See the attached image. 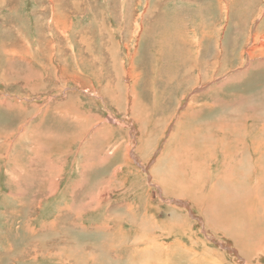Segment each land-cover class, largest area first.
I'll return each instance as SVG.
<instances>
[{
    "label": "rangeland",
    "instance_id": "obj_1",
    "mask_svg": "<svg viewBox=\"0 0 264 264\" xmlns=\"http://www.w3.org/2000/svg\"><path fill=\"white\" fill-rule=\"evenodd\" d=\"M222 124L246 133L207 144ZM241 139L264 141V0H0V264H241Z\"/></svg>",
    "mask_w": 264,
    "mask_h": 264
},
{
    "label": "bare ground",
    "instance_id": "obj_2",
    "mask_svg": "<svg viewBox=\"0 0 264 264\" xmlns=\"http://www.w3.org/2000/svg\"><path fill=\"white\" fill-rule=\"evenodd\" d=\"M54 9V8H53ZM63 30V29H62ZM66 31V28L64 29ZM196 35V33L194 34ZM197 36V35H196ZM149 37V36H148ZM147 37V38H148ZM182 40V39H181ZM84 41V40H83ZM187 44V43H186ZM196 46V45H195ZM197 46H200V43L197 45ZM160 52V51H159ZM249 52V51H248ZM246 53V52H245ZM249 55H250V52H249ZM249 57V56H248ZM199 59V58H198ZM157 60H161L160 59V55L157 56ZM188 62V61H187ZM205 63V62H204ZM193 69V67H192ZM186 70V69H185ZM187 71V70H186ZM190 72V71H189ZM128 77V76H127ZM116 96V95H115ZM113 96V97H115ZM183 97V96H182ZM192 100V99H191ZM239 100V99H238ZM243 100V98H240L239 101ZM213 102V101H212ZM216 104V103H215ZM110 115V114H109ZM108 115V116H109ZM172 119V118H171ZM173 121V120H172ZM174 124V123H173ZM136 127V126H135ZM133 128V127H132ZM175 128V127H174ZM135 129V128H134ZM137 129V128H136ZM227 129V130H225ZM140 130V129H138ZM178 130V129H176ZM217 130H220L222 131L221 132V136L219 139V141L215 140V139H210L207 141V144H211V145H218V144H221L219 142H223V140L227 139L229 133L231 132L233 134V136L235 135H241L244 137V133H246V129L245 127H231L229 124H222V126H220ZM225 130V131H224ZM240 131V132H239ZM175 135L178 137V134L175 133ZM138 136V135H137ZM32 133L29 132L28 130H25V133H24V129H22V132H21V136L19 137L20 139L21 138H25L27 140V142L29 141V143L32 145V147H34V140L32 138ZM209 137H212V136H209ZM134 139V138H133ZM232 139L233 137L229 138L226 143L228 144H231L232 143ZM22 140V139H21ZM263 143H258L250 148H253L254 150H261L262 148H264V141H262ZM253 144V143H252ZM247 143L245 140H240L239 144L237 145V148H236V152L239 153V155L243 158H247V153L248 151L250 150L249 147H247ZM119 147V145H118ZM151 147V146H150ZM124 148V147H123ZM233 148H234V145H233ZM233 148L232 150H230V146L227 145L226 148L223 150V154H224V169L221 171L223 174H224V181H229V180H232L234 178H238L239 176H241V173L239 171H237V166H232L231 164V161H227L225 160L226 157H229L230 154L233 153ZM187 149V148H186ZM218 148L217 147H213V150L216 151ZM115 150V149H114ZM220 151V150H219ZM154 152V151H153ZM128 155V154H127ZM235 156H237L236 153H234ZM204 156V155H203ZM234 157V156H233ZM264 157V156H263ZM203 161V160H202ZM237 163V162H235ZM238 164H241V162H238ZM184 165H187V163L183 164ZM189 165V164H188ZM201 166V165H200ZM259 166V165H258ZM169 167V166H168ZM207 167V166H206ZM262 168V167H261ZM207 169V168H206ZM258 169V168H257ZM263 170L264 169H258L257 171V180H258V175H261V181L262 183H264V173H263ZM170 171V170H169ZM174 172V171H173ZM195 172H198V170H195ZM175 173V172H174ZM177 174V173H176ZM199 174V173H197ZM166 175V173H165ZM250 177V176H249ZM42 178V177H41ZM159 179L160 181L158 180V189H159V186H160V190H162V188L164 190H166L168 187H169V184L166 183L167 180H175L176 178H173V176H167V177H162V176H159ZM179 179V178H178ZM53 181V180H52ZM250 182V181H249ZM39 183V182H38ZM233 183V182H232ZM152 184H157L156 182L155 183H152ZM173 184H178L177 185V191L179 192L178 194H181L182 191L185 189V187H183V184L178 181H174ZM172 184V185H173ZM52 185V183H51ZM262 185V184H261ZM243 186V185H242ZM162 187V188H161ZM189 187V186H187ZM192 187V186H191ZM264 187V185L262 186ZM188 190H190V187L189 188H186ZM261 190V193L262 195L264 194V190H262L260 187H256L255 190H254V193L256 195H258L259 191ZM187 191V190H186ZM214 192H217V193H214L212 194V197L215 204L218 205V198H219V195L221 194L219 190H215ZM169 193V192H168ZM48 194V193H47ZM12 197V196H11ZM16 197V196H14ZM36 199V198H35ZM178 200H181V198H179ZM33 201V200H31ZM184 201V200H183ZM249 201V200H248ZM247 202V201H246ZM258 202V201H257ZM256 202V203H257ZM262 203H264V201H261ZM245 203V202H244ZM38 204V203H37ZM253 204V203H252ZM35 205V203L33 204ZM243 205V204H241ZM251 206V205H249ZM210 207V206H209ZM263 208V207H262ZM212 210V209H211ZM214 210V209H213ZM238 210V209H237ZM229 212V211H228ZM236 212V219L238 218L239 216V212L238 211H235ZM219 213V212H218ZM231 213V212H230ZM207 214V213H206ZM216 214V213H215ZM233 214V213H232ZM220 213L217 215V218L219 217ZM226 217V221L224 222L225 225L229 226V228L226 227V230L228 231V233H232L234 238H235V247L236 248H233V252H234V255L236 256V258L238 259V261L240 262V259H243L242 263H245V264H254L251 262L252 258L256 259L259 255L262 254V256L264 257V209H261V210H257V209H254L252 211L249 212V217L247 218L248 222L252 223V225L255 227V230H252L251 228L248 230V231H236L235 233H233L232 231V226L234 225L232 223V220L228 217V216H224ZM212 218V217H211ZM215 219V218H214ZM225 219V218H224ZM242 219V218H241ZM235 221V220H234ZM237 221V220H236ZM213 223V222H212ZM246 224V223H245ZM244 223L241 225L243 227ZM214 226V225H213ZM253 226H250V227H253ZM236 227V225H235ZM220 230V229H219ZM225 231V232H227ZM230 233V234H231ZM213 235V234H212ZM214 237V236H213ZM221 242V241H220ZM222 244H225L222 242ZM239 245V246H238ZM242 248V250H241ZM261 249V251H260ZM229 251V250H228ZM231 251V250H230ZM237 255L239 256V258L237 257ZM259 258V257H258ZM241 263V264H242Z\"/></svg>",
    "mask_w": 264,
    "mask_h": 264
}]
</instances>
